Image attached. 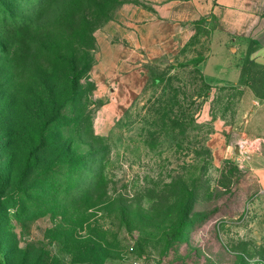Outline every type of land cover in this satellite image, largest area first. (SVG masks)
<instances>
[{
	"label": "rangeland",
	"instance_id": "rangeland-1",
	"mask_svg": "<svg viewBox=\"0 0 264 264\" xmlns=\"http://www.w3.org/2000/svg\"><path fill=\"white\" fill-rule=\"evenodd\" d=\"M128 3L147 6L0 0L1 262L264 264V63L210 21L180 59L117 74L97 33ZM87 54L96 89L72 95Z\"/></svg>",
	"mask_w": 264,
	"mask_h": 264
},
{
	"label": "crops",
	"instance_id": "crops-1",
	"mask_svg": "<svg viewBox=\"0 0 264 264\" xmlns=\"http://www.w3.org/2000/svg\"><path fill=\"white\" fill-rule=\"evenodd\" d=\"M145 1L147 6L125 4L118 17L97 33L98 63L120 75L131 77L136 72L142 77L144 62L180 59L198 28L210 21L224 50L250 51L264 63V0Z\"/></svg>",
	"mask_w": 264,
	"mask_h": 264
},
{
	"label": "trees",
	"instance_id": "trees-1",
	"mask_svg": "<svg viewBox=\"0 0 264 264\" xmlns=\"http://www.w3.org/2000/svg\"><path fill=\"white\" fill-rule=\"evenodd\" d=\"M24 26V22H19V20L17 19H13L11 22L8 21L6 22L5 24V27H8V28H13L15 31L14 32H17L16 30H19L20 27ZM87 59V64H85V66L83 68H78L77 65H75L73 67V78L71 80V89H70V94L72 95H76L80 86L82 85V82L88 84L90 88H87L85 87V89H89V91H94L96 89V86L94 84H92L90 82L91 80V77H90V72H91V68H92V60H90V56L89 54L86 55ZM89 58V59H88ZM161 80H156V84H160ZM49 123V121H47L44 125V129L47 127V124ZM177 127H182L183 125L181 123H177L176 124ZM193 125L194 127H198V124L197 122L194 120L193 121ZM28 164L31 163V160L28 159ZM3 183V179L1 178L0 176V189H1V185ZM1 194V193H0ZM1 197V195H0ZM1 201V199H0ZM1 204V203H0ZM190 227L189 224H183L180 231L178 232V235L181 237V238H184V236L182 235V233L184 232V229L185 231ZM0 264H3L0 260Z\"/></svg>",
	"mask_w": 264,
	"mask_h": 264
},
{
	"label": "built area",
	"instance_id": "built-area-1",
	"mask_svg": "<svg viewBox=\"0 0 264 264\" xmlns=\"http://www.w3.org/2000/svg\"><path fill=\"white\" fill-rule=\"evenodd\" d=\"M236 146L239 150L240 155H243L245 152H248L249 149H259L260 141H249L247 138L242 137L239 139Z\"/></svg>",
	"mask_w": 264,
	"mask_h": 264
},
{
	"label": "water",
	"instance_id": "water-1",
	"mask_svg": "<svg viewBox=\"0 0 264 264\" xmlns=\"http://www.w3.org/2000/svg\"><path fill=\"white\" fill-rule=\"evenodd\" d=\"M231 51H232V52H236L237 50H236V48H232V49H231ZM236 149H237V151H236V152H237V153H239V150H238V148H236Z\"/></svg>",
	"mask_w": 264,
	"mask_h": 264
}]
</instances>
